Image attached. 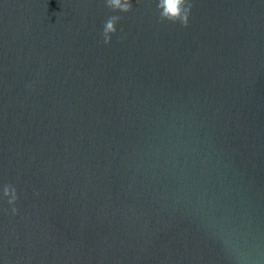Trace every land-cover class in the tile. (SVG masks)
I'll use <instances>...</instances> for the list:
<instances>
[{
  "label": "water",
  "instance_id": "1",
  "mask_svg": "<svg viewBox=\"0 0 264 264\" xmlns=\"http://www.w3.org/2000/svg\"><path fill=\"white\" fill-rule=\"evenodd\" d=\"M156 3L0 0V264H264V0Z\"/></svg>",
  "mask_w": 264,
  "mask_h": 264
},
{
  "label": "clouds",
  "instance_id": "2",
  "mask_svg": "<svg viewBox=\"0 0 264 264\" xmlns=\"http://www.w3.org/2000/svg\"><path fill=\"white\" fill-rule=\"evenodd\" d=\"M104 2L105 6L113 12L129 13L133 9L132 0H104ZM193 7V0H157L156 3L160 23H179L182 27L188 26ZM121 19V16L113 15L106 20L101 33L104 44L111 42L112 36L117 32L116 25ZM2 198L6 199L7 204L11 206V214L17 215L18 209L15 205L19 197L15 186L5 184L2 188ZM4 211L7 212L8 209Z\"/></svg>",
  "mask_w": 264,
  "mask_h": 264
}]
</instances>
